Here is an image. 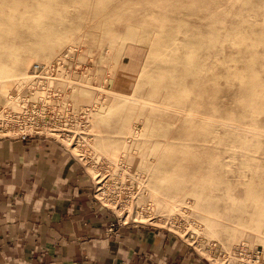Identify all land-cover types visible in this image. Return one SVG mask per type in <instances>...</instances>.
I'll list each match as a JSON object with an SVG mask.
<instances>
[{
  "label": "rangeland",
  "instance_id": "374dc122",
  "mask_svg": "<svg viewBox=\"0 0 264 264\" xmlns=\"http://www.w3.org/2000/svg\"><path fill=\"white\" fill-rule=\"evenodd\" d=\"M127 1L0 0V62L24 60L0 110L46 65L41 83L85 108L74 160L92 195L104 178L113 223L166 229L208 264H264V0Z\"/></svg>",
  "mask_w": 264,
  "mask_h": 264
},
{
  "label": "crops",
  "instance_id": "0c3cea01",
  "mask_svg": "<svg viewBox=\"0 0 264 264\" xmlns=\"http://www.w3.org/2000/svg\"><path fill=\"white\" fill-rule=\"evenodd\" d=\"M112 221L56 141L0 139V264H208L166 229Z\"/></svg>",
  "mask_w": 264,
  "mask_h": 264
},
{
  "label": "built area",
  "instance_id": "2783aa9c",
  "mask_svg": "<svg viewBox=\"0 0 264 264\" xmlns=\"http://www.w3.org/2000/svg\"><path fill=\"white\" fill-rule=\"evenodd\" d=\"M43 67L39 63H35L33 68L39 70V73L31 74L34 80H38L42 90L38 88L33 90L30 85L18 84L14 88L16 93L10 96L17 109L11 114L6 109L0 110V127L1 125L8 126L3 129L7 131L0 135V139H28L33 138L32 136L40 137L39 135L30 134L31 132H49L64 142L61 145L70 157L79 160L82 155L84 156L79 146L88 145L91 139V135L84 136L81 133L88 126L85 108L77 110L71 105L63 106L61 104L62 97L56 91L41 83L44 78V75H42ZM68 128H73L74 131H66ZM41 136L47 137L46 135ZM64 144L69 145L70 148H67ZM72 153L78 157H74ZM95 178L96 183L99 185L96 186L93 196L97 199V195L100 199L102 195L100 189L103 191L104 178L99 177L98 174L95 175ZM118 224H120L118 220L112 222L108 228L109 231L113 230V227Z\"/></svg>",
  "mask_w": 264,
  "mask_h": 264
},
{
  "label": "bare ground",
  "instance_id": "6f19581e",
  "mask_svg": "<svg viewBox=\"0 0 264 264\" xmlns=\"http://www.w3.org/2000/svg\"><path fill=\"white\" fill-rule=\"evenodd\" d=\"M126 1V0H125ZM18 2L19 3H21L22 2V0H18ZM127 2H130V0H128ZM30 7V8H29ZM29 7H27V6H25V8H24V10L25 11H31V10H33V11H35V13H40V8H39V2H36V1H34V5H31V6H29ZM42 12V11H41ZM50 12H52V11H50ZM114 13V12H113ZM116 13V12H115ZM50 14V13H49ZM49 14L48 15H46V16H49ZM40 15V14H39ZM115 15V14H114ZM43 16H44V14H43ZM220 15L219 14H217L215 11H211V17H214V18H216V19H221L220 17H219ZM3 19V18H2ZM2 19H1V21H2ZM5 20H7L6 18H5ZM46 36V35H45ZM56 51V49H53V48H50V47H40V48H37V49H30V51L29 52H35V53H37V54H42V55H50V54H53L54 52ZM6 53V52H5ZM7 55V54H6ZM11 62V61H10ZM28 62V61H27ZM14 63H15V65H11L10 66V63H1L0 62V85H1V89H0V93L1 94H3L4 92H5V88H4V86H6L9 82H10V80L12 79V78H15L16 76H17V74H15V72L17 71L16 69H17V67L16 66H18V65H22L23 63H24V60L23 59H16L15 61H14ZM12 66H13V68H12ZM22 67V66H21ZM20 67V68H21ZM48 67L45 65L42 69H43V71H45L46 69H47ZM19 70V69H18ZM42 71V72H43ZM60 71H62V70H60V68H58V72H60ZM31 77H32V75L31 74H29ZM18 76H20V75H18ZM18 76L16 77V78H18ZM252 82V86H253V89L256 91L257 90V88L259 87V83L258 82H256V81H251ZM256 95V94H255ZM58 130H62V129H58ZM66 130V129H65ZM66 131H74V129L73 128H68ZM82 134L84 133L83 131L81 132ZM63 134H65V133H63Z\"/></svg>",
  "mask_w": 264,
  "mask_h": 264
}]
</instances>
